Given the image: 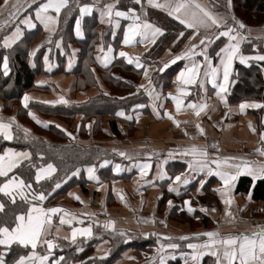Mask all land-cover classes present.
<instances>
[{
	"label": "crops",
	"instance_id": "0c3cea01",
	"mask_svg": "<svg viewBox=\"0 0 264 264\" xmlns=\"http://www.w3.org/2000/svg\"><path fill=\"white\" fill-rule=\"evenodd\" d=\"M141 1L146 4L145 8H156L150 6L148 0ZM156 2L165 3V0H156ZM220 2L221 0H195V3L200 4L213 16L222 17L227 27H232V24L229 23V19L232 17L224 14L226 12L218 5ZM227 2L229 3V0H226ZM44 3H47V0H35V2L33 0H9L8 4H5V0H3L0 3V48L11 49L25 35H33L26 46V62L29 67L37 68L32 86L20 97H12L13 92H7L6 96H0V121L11 122L13 139L5 140L2 134H0V138L7 142L15 141V139L25 141L30 139L43 140L50 145H77L79 147L93 145L107 148L109 152L111 150L115 152L113 156L102 159L98 164L76 168L60 184L62 185L70 178H75V180L79 178L80 181H77L72 188L47 198L43 202L35 203L45 209L61 208L71 213V216H64L63 212L53 214V227L50 234L44 239H50L54 244L59 240L73 244L71 239L73 229L89 226L92 229L91 237L98 229L122 236H125L124 233L127 232L153 234L156 243L145 245L143 248L128 249L112 264H145L152 259V264H159L161 256L165 257V264H185L184 256L181 253L193 251L187 245L189 243L200 244L208 240V237L196 234L219 231L221 235L226 236L230 233H250L257 225L264 226V200L249 199L250 194H236L234 190L237 181L232 191L227 195L222 196L221 192L216 191V189L223 188V183L214 173L218 170L231 171L224 163L225 158H242L256 162L254 166L264 164V156L257 151V149H264V141L261 140V134H264V114L261 108H248L244 111L239 108L241 103H262L255 99H244L238 104H229L227 93L222 94L224 97L222 100L217 95L219 89L213 86L211 68L218 69L217 83H223V66L221 57L217 53L229 43L228 38L221 37L223 41L214 53H210L209 49L213 46L211 43L215 41V36L220 31L226 30V27L222 26L218 29L212 26V28L204 30L199 29V34H197V29L187 28L182 24L190 30L189 36L177 47H175L176 40H174L159 55L157 62L163 67L165 64H173L171 61L186 52L192 45L198 46L193 50L196 55L176 61V63L182 62L181 66L172 74L170 84L166 88H162L161 83L153 80L158 65L145 63L141 67L136 82L137 89L140 88L147 97L145 109L133 112L131 119L133 123L130 126L127 121L119 119L117 121L119 134L115 135L109 124V115H104L97 127L94 126L92 119H86L81 112L65 115L58 113L54 108L80 105L99 96L103 81L98 68L106 67L105 63L107 66L111 65L118 57L126 61L131 59L133 63H136L137 59L140 61L143 53L154 45L151 42V34L148 33L143 38V42H139L142 37L138 36L136 37L137 42L124 44L125 33L133 21L127 17L113 16L112 22L109 23V17L103 14L107 4H115L114 11L134 9L118 7L117 0H68L67 6L59 14L58 22L45 28L44 24L36 18L37 10ZM13 5L17 7L14 8ZM84 6L90 7L92 11L90 14L81 16L80 8ZM70 8L75 15L70 26L65 29L63 14ZM156 9L168 14L165 9ZM193 11L202 15L194 4H190L189 17ZM136 14L139 15V12ZM48 15L55 16L56 14L49 10ZM170 17L175 19L173 16ZM234 17L242 23L245 22L236 14ZM24 20H29V23L35 26L29 27V23H22ZM77 20L81 22L80 35L76 34ZM144 21L159 27L147 20L145 16H141V23ZM246 24L251 27L246 28L252 29L253 37L263 35L258 32L263 24ZM102 26H104V30L101 34L100 27ZM17 28L20 29V38L12 43L11 47H4L5 39L12 37ZM233 28L235 27L233 26ZM68 30L71 31L69 38L72 41L64 36L65 31ZM236 31L245 39L241 41L240 52L232 62L227 89L231 82L234 63L242 53L243 43L246 39L252 38L244 30L236 29ZM94 34V38L90 37ZM87 36L90 37L89 43H94L95 60V63L91 65L93 80L91 77L92 82L89 83L87 80L77 79V75L73 72L78 63L80 49L84 44V41L82 42L80 39ZM159 36L156 37L155 42ZM205 36L209 37L211 42L200 45V40ZM115 37H118V46L112 44ZM109 49L112 51L109 52ZM120 52H125L127 55L121 57ZM200 52H204L211 61V67L204 56L199 55ZM5 57L8 59L7 74L10 67L9 57L4 55L0 62V70L3 75H7L3 69ZM46 57L47 59H45ZM193 63L200 65L197 83L186 85L178 81V75L182 71L187 73V69L191 68ZM114 70L124 78L132 75V72L123 71L119 67ZM205 72L209 74L205 75ZM141 85L144 87L141 88ZM124 92L123 94L132 93ZM26 95L30 98L27 108L24 107ZM173 97L182 101L179 111H177L176 100ZM61 98L68 103H59ZM35 104H39L40 107ZM189 104H206L207 107L197 116L196 111L199 109L189 108ZM29 112L34 114L41 123H37V119H33ZM169 115L172 119L169 118ZM11 118H15L14 121ZM174 120L178 123H174ZM45 122L48 123L47 127L43 126ZM250 123L251 128L249 127ZM56 125L60 127L57 128ZM201 128L203 133L200 131ZM252 128H255V131H252ZM64 130L72 133L75 138L69 137ZM192 146L205 150L208 153L207 157L186 155L185 153ZM9 149L13 152L30 153L31 158L29 148L12 145L4 146L0 150V155H4ZM121 152L125 155L121 156ZM213 160L220 162L219 168L212 162ZM201 163L208 165L203 171L198 167ZM229 163H234V161H229ZM48 164L39 167L36 174L40 169L46 168ZM145 164L150 167L142 168ZM190 164L193 167L190 168ZM117 166L120 171L116 170ZM180 166H183L182 170H178ZM89 168L95 170L96 179L90 178ZM209 170L213 172L212 175H209ZM177 176H180L182 180L188 179L189 183L185 185L182 182H177L175 180ZM210 176L215 179L207 187L208 191H205L202 189L201 182L205 183ZM9 179L4 183H7ZM170 188L176 190L170 191ZM77 196H79V200L76 199ZM199 196H208V201L202 203ZM225 199H231L232 204H225ZM169 201H171V205ZM186 201L190 203L186 204ZM189 207L193 211L189 212ZM175 210L189 212L191 220L184 221L182 218L172 217L170 213H174ZM228 211L232 213L231 217L226 215ZM60 216L71 219V224H60ZM72 216L75 219H72ZM200 217L203 219L201 220ZM110 220L115 222L114 229L104 227ZM57 229L59 230L57 231ZM181 236H189L190 239H175ZM64 237H68V239H64ZM164 237H173L174 239L166 240ZM88 238L90 237L77 235L76 242ZM169 243H178L180 248L168 249L165 247L163 252L159 251L162 244ZM183 244H185L184 247ZM29 247L31 248V246ZM110 247L107 239L99 240L93 246L90 255L91 257H104L108 254ZM33 251L38 256L49 255L47 246L41 243L35 250L31 248L26 254L17 257L14 264L21 256L28 257ZM52 255L51 251L49 259ZM172 256H175V259H172ZM49 259L44 264H50ZM27 264H40V262L33 258L27 261ZM189 264H194V262L189 261ZM200 264H216V258L210 254L205 255L200 260Z\"/></svg>",
	"mask_w": 264,
	"mask_h": 264
},
{
	"label": "trees",
	"instance_id": "16d2710c",
	"mask_svg": "<svg viewBox=\"0 0 264 264\" xmlns=\"http://www.w3.org/2000/svg\"><path fill=\"white\" fill-rule=\"evenodd\" d=\"M3 0H0V3ZM233 2V0H232ZM235 8H241L245 17L252 15L255 18V24L263 21V17L258 14H264V0H237ZM245 3V4H244ZM134 0H119L118 7L123 9L131 8L135 6ZM235 10V9H234ZM74 12L72 11L68 18V24L65 29L70 26L74 18ZM240 18H244L239 15ZM145 18L163 29V35H160L154 45L140 58V64L143 66L145 63L157 64V72L155 73L153 80L157 83H161L162 88H166L171 81L172 74L177 71L182 62L169 64V67L164 68L162 64L157 62V58L164 51V49L176 40L175 47L183 42L190 33L189 29H186L179 21L170 17L167 13L152 7L145 8ZM247 18V17H246ZM245 21V20H244ZM246 22V21H245ZM34 33V32H32ZM183 33V36H180ZM94 35L90 37L94 38ZM33 35H25L23 39L18 42L13 48L4 50L0 48V62L4 55L9 57V71L7 75H3L0 70V96H6L7 92H13L12 97H20L23 92L28 90L33 83V78L37 72V68H31L26 62V46ZM90 37H84L80 40L83 42V47L80 49L78 63L73 72L77 75V79L87 80L92 82L93 72L91 70L92 63H95L93 46L94 43L90 42ZM250 38L249 40H251ZM252 41V40H251ZM252 43V42H246ZM113 46H118V37H115ZM219 45H213L209 49L210 53H214ZM250 45H244V47ZM116 49V48H115ZM245 49V51H244ZM242 49V53H264V50H260V46L253 48L247 52L246 48ZM122 59V60H121ZM123 58H116L111 65L106 67H99V73L103 81L101 85V93L96 98L89 100L80 105H72L70 107H57L54 108L58 113H64L65 115H73L81 112L86 119H92L94 126H99V123L104 115H109V124L115 135L119 134L117 121L123 119L127 121L128 125H132V114L135 110H144L147 104V97L145 93L139 88L137 89V78L141 67H137L136 63H128ZM124 66V68H123ZM121 68L123 71H130L134 74V79H127L121 77L119 73L114 70L115 68ZM163 69V71H161ZM114 70V71H113ZM92 77V80H91ZM89 80V81H88ZM95 80V77H94ZM124 91H130L131 94H123ZM244 99H255L264 104V62L251 60L249 65H244L241 62L235 61L233 71L231 74V82L227 92V102L229 104H238ZM40 107L39 104H35ZM143 105V107H140ZM263 112V109L261 108ZM260 111V112H261ZM124 113V115H117V113ZM97 129V128H96ZM6 145L26 147L31 152V158L21 164L20 167L13 170L9 177H0V185H2L7 179L16 175L20 179H23L26 184H31V189L25 188L24 192L31 201L32 194H39L43 192L47 198L58 195L67 189L72 188L80 179H69L59 188H56L57 184H61L67 179L69 174L78 167L85 165L98 164L102 159L112 156L108 153V150L101 148L100 146H88L79 147L77 145H50L43 140H36L35 143L30 144L25 140L15 139V141L7 142L0 138V150ZM51 163L56 171L52 173L48 178L36 182V171L39 167ZM183 166H180L178 170H182ZM214 177L210 176L202 185V189L208 191L210 184L214 182ZM235 193L238 195L250 194L252 200H264V180H253L248 175H241L235 185ZM51 193V195H49ZM13 195L16 198V203H12L10 196H6L0 193V203L5 205L3 212H0V226H7L10 229L14 226V217L26 213L31 204L21 200L16 191L13 190ZM37 203L39 201H31ZM101 231L102 236L98 238L96 234L94 236L77 241L70 244L67 241L59 240L53 249V255L50 257V264H112L118 258L122 257L125 251L132 248H140L148 245L150 241L147 239H140L138 235L134 238L126 239L120 235L109 233L108 231L98 229ZM95 230V231H98ZM102 239H107L110 243V250L104 257H91L90 253L93 246ZM61 245H64L61 247ZM61 247L62 249H59ZM31 248L23 247L19 244H12L9 247L0 245V257L3 258L5 264H14V261L20 255L26 254ZM40 249V247H39ZM63 257V260L60 258Z\"/></svg>",
	"mask_w": 264,
	"mask_h": 264
},
{
	"label": "snow or ice",
	"instance_id": "6c2138e0",
	"mask_svg": "<svg viewBox=\"0 0 264 264\" xmlns=\"http://www.w3.org/2000/svg\"><path fill=\"white\" fill-rule=\"evenodd\" d=\"M9 0H5V4H8ZM35 2V0H33ZM119 0H117V3ZM134 3L140 4L141 0H134ZM231 3V0H229V4ZM68 4V0H47V3H44L40 6V8L36 12V18L39 19L45 26V28H48L49 25H54L58 22V17L63 8H65ZM148 4L150 6L165 9L168 11V15L173 16L175 19L179 20L181 24H184L187 28H195L197 29V34H199L200 28H211L212 26H215L216 28H221L222 26L226 27V30L220 31L218 35L215 36V39H220L221 37H227L229 40V43H227L223 48L220 49V52L217 53L218 56L221 57V65L223 66V83H217L216 77H217V68H211V76H212V82L213 86L215 88H218L219 91L217 92V95L221 97L223 100L224 97L222 94L227 93V83L229 81L230 76V69L232 67L233 60L237 57V54L240 52V43L242 40L245 39L242 35H240L235 28L233 27H227L226 22L224 19L217 18L213 16L210 12L205 10L200 4L195 3V0H165V3H159L156 2V0H148ZM190 4H194L195 8L199 10V13H202V15H199L196 11L191 12L190 17L188 14V8ZM13 7H17L16 5H13ZM115 9V4H107L104 7V13L109 17V23L112 22V17H127L133 21L131 25H129L128 31L125 33L124 36V44H133L136 41V37H142V39L139 42H143V38L147 36L148 33L151 34V42L155 43V39L159 35H163V30L160 27L154 26L151 23H148L147 21H144L141 23V16L137 15L134 9H128L127 11H119ZM49 10L55 12V16L48 15ZM92 9L88 6H84L80 8L81 16L85 14H90ZM233 22L238 26V28L243 29L245 28V25L241 22L235 19V17L232 18ZM22 23H29V20H24ZM80 20H77L76 22V34L80 35ZM35 25L29 23V27H34ZM51 30V29H50ZM236 33V34H233ZM20 29L17 28L16 32L13 34L12 37L6 38L4 41V47H11L12 43H14L16 40L20 38ZM180 36H183V33H180ZM206 42H211V39L207 36H205L203 39L200 40V45H206ZM198 47L197 45H192L186 52H184L181 55H178L171 61V63H176V61L183 59L185 57L191 58V56L196 55L194 53V49ZM112 49H109V52H111ZM223 54V55H221ZM35 55V53H33ZM119 55L121 57L126 56L127 54L125 52H120ZM199 55L204 56V59L208 62L209 67H211V61L208 59V57L204 54V52H200ZM47 59V57L45 58ZM257 60L264 62V55H257L254 57H244L239 56V60L241 63H245L247 60ZM129 63H133V60L129 59ZM105 66H107V63H105ZM137 67H142V65L139 63L138 59L136 61ZM169 67V64H165L164 68ZM3 69L5 70V74H7L8 70V59L7 57L4 58L3 61ZM199 69L200 65L193 63V66L191 68L187 69V73L185 71H182L178 77L177 80L182 82L183 84L190 85L197 83V78L199 76ZM163 71V69H161ZM187 74V78H186ZM209 73L205 72V75H208ZM145 75L147 76V72L145 71ZM150 82V81H149ZM151 83V82H150ZM141 88L144 86L141 85ZM29 97L26 95L24 97V107H28V101ZM174 100H176V97H173ZM59 103H68L66 100H63L61 98ZM44 103H50V102H44ZM182 101L176 100V107L177 111L180 110ZM226 103V101H225ZM140 107H143L141 105ZM189 108L193 109H199L196 111V115L199 116L200 112L203 111L207 105H195V104H189ZM239 108L241 111H244L248 108H264V104L259 103H241L239 105ZM29 115L33 117V119H37L34 114L29 112ZM117 115H124V113L120 112L117 113ZM169 118L172 119V117L169 115ZM15 118H11L12 121H14ZM37 123H41L37 119ZM174 123H178L174 120ZM43 126L47 127L48 123H44ZM57 128H59V125H56ZM199 128V125H197ZM249 127L251 128V123L249 124ZM12 124L10 123H4L0 121V134H2L3 138L5 140H12V132H11ZM66 134L69 137H72L73 139L75 137L72 136V133L67 132L64 130ZM201 133H203V129H200ZM252 131H255V128H252ZM27 132V130H25ZM261 140L264 141V134H261ZM257 151L260 153V155L264 156V149H257ZM186 155H199L201 157H207L208 153L205 150H200L196 146H192V148L185 153ZM121 156H124L125 153L121 152ZM171 155V154H170ZM30 159V153L27 152H13L11 149L7 150L4 155H0V177H8L9 173H12L14 169L21 166L23 161ZM229 161H234V163H229ZM213 163L217 164V167H220V162L213 160ZM224 163L228 165L229 170H218L214 174L220 178V180L223 183L222 189H216V191L221 192L222 196L227 195L230 193L235 185V182L238 180V178L241 175H248L253 180H264V164H260L259 166H254L256 162L243 160L242 158L238 157H227L224 159ZM207 163H201L198 165L199 169L203 171L207 167ZM150 165L145 164L142 166V168L147 169ZM189 167H193L192 164L189 165ZM117 171H120L119 166H117ZM56 171L55 167L52 164H48L46 168L40 169L36 174V182L39 183L41 180H44L48 178L52 173ZM94 169L89 168L88 172L90 175V178L96 179L94 176ZM146 174V173H144ZM213 172L209 170V175H212ZM163 178V176H161ZM177 182H182L183 184H188L189 180L182 178L180 176H177L175 178ZM203 181L201 182V185H203ZM60 184L56 185V188H59ZM28 188L31 189V184H26L23 179H20L16 175H12V177L8 180L7 183H4L0 185V193H3L6 196H10L12 199V203H16V198L13 195V190L16 191V195L20 197L21 200L25 201L26 203L31 204V206L28 208L26 213L16 215L14 217V227L11 229L7 226H0V245L5 246H11L13 243L19 244L25 248L31 246L33 250H35L38 246V244H44L47 246L48 253L51 255V251L54 247H57L58 245H55L54 242L50 239H44L47 235L50 234V230L53 227V214L57 213H64V216H71V213H68L67 210L61 209V208H49L45 209L43 207L38 206L35 203H32L31 201H39L43 202L47 199V196L41 192L39 194H32L31 201L28 199V196L25 194L24 189ZM176 189L170 188V191H175ZM51 195V193H49ZM77 200H79V196L76 197ZM249 199H251V196L249 195ZM82 202V201H81ZM231 199H225L224 203L227 205L232 204ZM186 204L190 203L188 201L185 202ZM169 204L171 205V201H169ZM5 209V205L3 203H0V212H3ZM189 212L193 211L191 207L188 209ZM228 216H232V213L228 211L226 213ZM64 216L59 217L60 224H71V219H65ZM72 219H75L74 216H72ZM234 219V217H233ZM82 223V221H81ZM115 222L114 221H108L104 227L105 228H113L114 229ZM59 229H57L58 231ZM123 234V233H121ZM77 235L80 236H88L91 237L92 235V229L91 226L86 228H80L76 229L74 228L71 234L72 242H76ZM197 236H206L208 237V240L200 243V244H193L189 243L187 247L189 249H192L193 251L191 253H181L182 256H184L185 264H189V261L194 262V264H200V260L205 255H211L216 258V264H264V226L257 225L256 228L250 232V233H237V234H228L226 236L221 235L219 231H212V232H205V233H199L196 234ZM64 239H68V237H64ZM166 240H172L173 237H164ZM175 239L179 240H189V236H181ZM178 249L180 248V245L178 243H169L167 245H161L159 251L163 252L164 249ZM49 255L45 256H38V254L33 251L30 256L25 257L21 256L19 260L16 262V264H27V261L32 260L33 258H36L39 260L40 264H44L45 261L49 259ZM172 259H175V256L171 257ZM63 260V257L60 258ZM0 264H4V260L2 257H0ZM56 264H59V261L56 262ZM159 264H165V257L161 256Z\"/></svg>",
	"mask_w": 264,
	"mask_h": 264
},
{
	"label": "rangeland",
	"instance_id": "374dc122",
	"mask_svg": "<svg viewBox=\"0 0 264 264\" xmlns=\"http://www.w3.org/2000/svg\"><path fill=\"white\" fill-rule=\"evenodd\" d=\"M237 0H233V2H232V0H231V3L229 4L228 2L226 3V0H221V2L218 4V5H220L223 9H224V11L226 12V13H224L225 15H227V16H229L230 17V15H231V17L233 18L234 17V14H239V15H241L243 18H244V20L246 21V22H243V24L245 25V28H243V29H241V30H244L245 32H246V34H250L251 36H252V41L251 40H249L250 38H248V39H246V41L243 43V46H242V49H244V48H246V51L247 52H249V51H251L253 48L255 49V48H257L258 46H260V50H264V37H262L263 35H264V20L263 21H261V22H258V23H261V24H263V25H261V29L259 30L258 29V32H261V33H263V35H257L256 37H253V33H252V29H248V28H246V27H250V26H248L246 23H248V24H255L256 22H255V18H253V13H251L252 15H250L251 17H249V16H246L245 17V15H244V13L246 12V11H243V9H241V8H235L234 6H236V4H237V2H236ZM242 2H244V0H242ZM245 4V3H244ZM145 5L146 4H144V2L143 1H141V3L140 4H136L134 7L133 6H131V8H134V9H136L135 11L136 12H139V15H141V16H144L145 15ZM230 5V6H229ZM235 9V10H234ZM71 8L70 9H68L64 14H63V18L65 17V19H63L64 21H63V25H64V28H65V26L68 24V18L70 17V13H72L71 12ZM255 14V13H254ZM258 16H260V17H263V19H264V14L263 15H261V14H258ZM229 19L230 20V24H232L231 26L233 27H235L236 29H239V31H240V28H238V26L235 24V23H232L233 22V19ZM232 20V21H231ZM212 28V27H211ZM251 28V27H250ZM200 29H206V28H200ZM103 30H104V26H102V27H100V32H101V34H102V32H103ZM70 35H71V31L70 30H68L67 32L65 31V33H64V36L66 37V38H69L70 37ZM215 39V38H214ZM69 40L70 41H72L71 40V38H69ZM222 41H223V39L222 38H220V39H215V41H212V45H217V43L219 42V45L222 43ZM252 42V43H246V42ZM91 44V43H90ZM211 45V46H212ZM218 45V46H219ZM244 45H250V47L249 46H246V47H244ZM64 46H66V45H64ZM244 51H245V49H244ZM243 52V51H242ZM241 55L242 56H244V57H254V56H257V55H264V53H255V52H253V53H251V52H249V53H241ZM240 55V56H241ZM252 59H249V60H247L245 63H242V64H244V65H249L250 64V61H251ZM237 61L238 62H240V60H239V58L237 59ZM134 74H132V75H130V77H127V79H131V80H133V78H134V76H133ZM262 103V102H261ZM263 104V103H262ZM263 109V114H264V108H262ZM260 113V112H259ZM27 140V139H26ZM27 142L28 143H30V144H33V143H35L36 142V140H27ZM104 149H106V151L108 150L107 148H104ZM108 153L109 154H111L112 156L115 154V152L113 151V150H111V152H109V150H108ZM207 197L208 196H199V200L202 202V203H206L207 201H208V199H207ZM171 214V216L172 217H178V219L179 218H182L184 221L185 220H191V217L189 216L190 215V213L189 212H187V211H185V212H177L176 210L174 211V213H170ZM199 216H201L202 214H198ZM200 219L202 220L203 218L202 217H200ZM109 233H113V232H109ZM94 234H96V235H98L97 237L98 238H100L101 236H102V234H101V231L100 230H98V231H94ZM113 234H115V233H113ZM125 234V236H123V237H125L126 239L128 238V239H130V238H134V237H136V235H138L139 237H140V239H145V240H149L150 241V243L149 244H154V243H156V239H155V236L153 235V234H140V233H135V232H127V233H124ZM117 235H119V234H117ZM121 237H122V235H120ZM62 246H64V245H61V247ZM185 246V244H183V247ZM61 247H59V249H62ZM140 248H143V247H140ZM54 249V248H53ZM53 249H52V252H53ZM132 249H134V248H132ZM152 261H153V259L152 260H149L148 262H145V264H152Z\"/></svg>",
	"mask_w": 264,
	"mask_h": 264
}]
</instances>
